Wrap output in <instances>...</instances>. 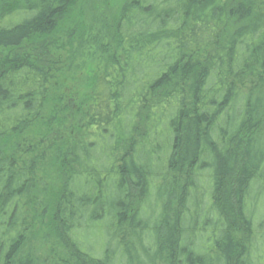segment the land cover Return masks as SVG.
I'll return each mask as SVG.
<instances>
[{"label": "trees", "instance_id": "16d2710c", "mask_svg": "<svg viewBox=\"0 0 264 264\" xmlns=\"http://www.w3.org/2000/svg\"><path fill=\"white\" fill-rule=\"evenodd\" d=\"M85 3L0 0V264H264V0Z\"/></svg>", "mask_w": 264, "mask_h": 264}, {"label": "rangeland", "instance_id": "374dc122", "mask_svg": "<svg viewBox=\"0 0 264 264\" xmlns=\"http://www.w3.org/2000/svg\"><path fill=\"white\" fill-rule=\"evenodd\" d=\"M85 1H86V3H85V10H84L85 14H84V16L86 18V21H87V17H89L92 21H97L99 23L101 21V18H103V15H106L108 13V10H106L107 7L106 8H104V7L101 8V6H100L101 2L103 0H85ZM82 3L84 4V1H82ZM100 8L103 11L98 13L97 10L100 9ZM99 14H101V17L99 16ZM83 27L87 28V25L84 24ZM105 30H106V27H105ZM69 82H70V80H68V82H65L66 87L69 85ZM50 175H52V177H54V174L50 173Z\"/></svg>", "mask_w": 264, "mask_h": 264}]
</instances>
